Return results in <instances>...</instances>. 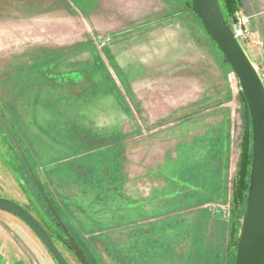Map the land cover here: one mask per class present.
I'll return each instance as SVG.
<instances>
[{"label": "rangeland", "instance_id": "obj_1", "mask_svg": "<svg viewBox=\"0 0 264 264\" xmlns=\"http://www.w3.org/2000/svg\"><path fill=\"white\" fill-rule=\"evenodd\" d=\"M188 3L0 0L1 119L93 264H234L251 127ZM25 189L43 209L0 130V197L39 222ZM0 264L55 263L0 211Z\"/></svg>", "mask_w": 264, "mask_h": 264}, {"label": "water", "instance_id": "obj_2", "mask_svg": "<svg viewBox=\"0 0 264 264\" xmlns=\"http://www.w3.org/2000/svg\"><path fill=\"white\" fill-rule=\"evenodd\" d=\"M191 10L203 29L220 49L238 81L248 109L252 135V161L246 206L236 240L234 264H264V86L256 66L235 38L223 14L220 0H191ZM0 116V129L19 157L39 197L63 233V243L81 264H92L89 257L61 219L24 151ZM0 211L23 222L35 235L55 264H68L43 226L20 204L0 197Z\"/></svg>", "mask_w": 264, "mask_h": 264}, {"label": "trees", "instance_id": "obj_3", "mask_svg": "<svg viewBox=\"0 0 264 264\" xmlns=\"http://www.w3.org/2000/svg\"><path fill=\"white\" fill-rule=\"evenodd\" d=\"M191 1V0H190ZM221 1V6H222V10H223V14L225 16V18L227 19V21L230 23L231 22V16H233V14L241 7L240 6V2L234 1V0H220ZM188 8L191 12H193L191 10V6L190 3H188ZM194 13V12H193ZM196 16V15H195ZM197 17V16H196ZM198 19V17H197ZM199 20V19H198ZM200 22V21H199ZM201 24V23H200ZM202 26V25H201ZM203 28V27H202ZM204 30V29H203ZM205 31V30H204ZM206 33V32H205ZM207 35V33H206ZM208 36V35H207ZM209 38V36H208ZM210 39V38H209ZM211 40V39H210ZM212 42H214L213 40H211ZM214 44L217 46V44L214 42ZM217 48L219 49V47L217 46ZM220 51V49H219ZM223 58V57H222ZM224 63L226 64V66L228 68H230L229 64L225 61V59L223 58ZM231 70V68H230ZM233 71V70H231ZM243 98V96H242ZM243 101L245 103L246 106V102L243 98ZM247 109V106H246ZM246 114H247V121H248V125H250V121H249V114H248V109L246 110ZM1 130V129H0ZM5 137V136H4ZM6 138V137H5ZM7 142L9 143V141L7 140ZM244 142L246 145L249 146V154H245L244 157V164H242V167L240 169L238 179L237 181L234 183V193H235V198L237 200V202L241 203V205L243 206V210H242V214L240 215L239 219L237 220L238 222L241 221L242 219V215L244 213V209L246 206V200H247V192H248V188H249V179H250V166H251V161H252V135H251V130L249 131V134H246L244 137ZM10 144V143H9ZM12 147V146H11ZM13 149V147H12ZM14 151V149H13ZM15 155L17 156L16 152L14 151ZM17 158L19 159V157L17 156ZM20 161V159H19ZM21 162V161H20ZM22 165V163H21ZM23 167V165H22ZM23 170L25 171V168L23 167ZM26 172V171H25ZM27 173V172H26ZM28 175V174H27ZM29 178V176H28ZM30 179V178H29ZM31 181V180H30ZM32 183V182H31ZM33 186V184H32ZM33 188L35 189V187L33 186ZM36 190V189H35ZM37 192V191H36ZM25 193L27 194L31 206L33 208V210L35 211L37 218L39 220L38 223H40L43 228L46 230V232L48 233L49 236H51V239L53 241V239H58L60 242L63 243V233L60 230V228L58 227L57 223H55L54 219L52 218L51 214L49 213V211L47 210L46 206L44 205L43 201L41 200V198L39 197V194L37 193L38 197L40 198V201L43 205V209L42 207L38 204V202L35 200V198L29 193L28 189H25ZM27 211V209H26ZM77 241V240H76ZM78 242V241H77ZM79 243V242H78ZM64 244V243H63ZM65 245V244H64ZM81 246V244H79ZM236 246V243H235ZM82 247V246H81ZM84 250V249H83ZM91 261V260H90ZM93 264V263H92Z\"/></svg>", "mask_w": 264, "mask_h": 264}, {"label": "built area", "instance_id": "obj_4", "mask_svg": "<svg viewBox=\"0 0 264 264\" xmlns=\"http://www.w3.org/2000/svg\"><path fill=\"white\" fill-rule=\"evenodd\" d=\"M241 1V0H234ZM230 27L233 34L246 53L252 48L262 47V40L259 37L258 31H255L251 26V17L246 15L241 8H239L233 16H231ZM256 70L259 74L260 80L264 86V71Z\"/></svg>", "mask_w": 264, "mask_h": 264}, {"label": "crops", "instance_id": "obj_5", "mask_svg": "<svg viewBox=\"0 0 264 264\" xmlns=\"http://www.w3.org/2000/svg\"><path fill=\"white\" fill-rule=\"evenodd\" d=\"M247 1L248 5H250L251 8H253V4H251L250 2L254 3V4H258V2H264V0H245ZM244 11V9H243ZM245 12V11H244ZM249 12H251V14L248 13L249 16H251V26L252 28L255 30V31H258L256 30V26L258 24V19H257V15L259 14H256L253 12V9L249 10ZM259 34V32H258ZM259 37L260 39L262 40V47L260 48H252L248 51V57L250 58L251 62L259 67H263L264 68V51L262 50L263 48V38L262 36L259 34Z\"/></svg>", "mask_w": 264, "mask_h": 264}]
</instances>
